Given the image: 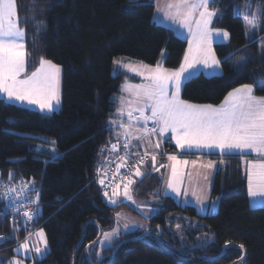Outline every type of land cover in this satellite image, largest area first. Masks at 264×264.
Here are the masks:
<instances>
[{"label":"trees","instance_id":"obj_1","mask_svg":"<svg viewBox=\"0 0 264 264\" xmlns=\"http://www.w3.org/2000/svg\"><path fill=\"white\" fill-rule=\"evenodd\" d=\"M260 4L262 14L257 36L246 39L243 16L233 6ZM19 26L24 30L25 69L34 71L40 60L61 67V105L50 115L28 110L0 99V178L31 181L38 193L39 208L33 226L42 229L47 253L33 264H106L113 248L122 240L142 232L123 234L110 246L85 247L98 234L113 227L117 210L130 211L120 203L110 206L94 180L100 150L112 140L109 120L116 110L115 95L124 82L138 80L126 73L112 74L118 57L154 66L164 52L162 66L176 70L187 42L153 21L154 0H16ZM216 13L213 27L228 33L226 43L214 44L221 74H197L181 89L182 100L193 104H220L238 87L249 85L255 96L264 97V0H211ZM246 51L244 56L241 53ZM240 57V59H239ZM43 138L54 141L57 157L36 153ZM172 153L175 149L164 144ZM145 174L132 191L146 202L158 177ZM246 176L241 160L225 158L215 170L210 198H219L216 213L199 215L190 205L181 206L169 196L159 195L156 213L147 220L151 232L166 249L149 238L123 244L110 264H264V208L248 203ZM173 215V216H171ZM177 215V216H175ZM0 232L8 226L0 221ZM217 261H207L220 255ZM237 246V247H236ZM14 256L1 253L2 264ZM184 258V260H179Z\"/></svg>","mask_w":264,"mask_h":264},{"label":"snow or ice","instance_id":"obj_2","mask_svg":"<svg viewBox=\"0 0 264 264\" xmlns=\"http://www.w3.org/2000/svg\"><path fill=\"white\" fill-rule=\"evenodd\" d=\"M210 2L211 0H193L189 4L188 0H177L175 5H168L170 9L176 8L174 18L181 16L182 8L186 9L180 23L192 34L188 52L178 70L169 71L160 64L148 69V75L145 77L148 83L134 86L136 102L143 104V107L134 109L140 115L133 117L130 110L128 116L130 120L153 121L158 126L160 135L170 131L176 146L182 150L195 147L218 149L221 153L240 154L249 151L256 153L261 159L248 162V191L252 196H256L257 193L264 194V97H255L252 87L244 85L230 92L219 107L191 104L180 99L182 78L189 69L195 68L197 64L210 67L219 63L212 55L210 47L212 34L209 24L216 14L208 10ZM201 8L203 10L195 20L193 30V14ZM223 35L227 37L228 33L225 32ZM24 36L25 32L19 26L16 0H0V93L6 94L9 99L39 104L41 109L51 110V101L55 99L57 103L59 102L57 96L59 68L50 61L41 60L36 71L21 78L26 63ZM170 86L176 89L171 94ZM125 87L131 89L133 86ZM145 109L150 110L151 114L145 115ZM144 131L155 134L157 127ZM115 147L113 145V148ZM168 159L175 162L172 165V175L175 178L176 164L180 161L174 155ZM152 160L155 162L154 156ZM136 175L140 176L142 173L137 169ZM132 183V180L128 181V184ZM168 187L176 190L171 182ZM124 195L129 200L132 199L127 185ZM38 235L43 239L42 231ZM22 247L27 248V245ZM36 251L39 253L40 249L37 248ZM14 264L19 262L16 261Z\"/></svg>","mask_w":264,"mask_h":264},{"label":"rangeland","instance_id":"obj_3","mask_svg":"<svg viewBox=\"0 0 264 264\" xmlns=\"http://www.w3.org/2000/svg\"><path fill=\"white\" fill-rule=\"evenodd\" d=\"M176 2L177 0H156L155 10L153 14V21L162 26H172L173 25V27H176L177 21L174 20L176 8L173 7L170 9L168 7L169 4L175 5ZM192 2L193 1L188 0V3L191 4ZM182 10H181V13L182 12L184 13L185 10L183 11ZM198 10L199 9H197L193 14L192 26H195V21H193V19L199 16ZM233 14L243 16V27H244L246 39H251L257 36L258 28H259V21H260V17L262 14V8L260 4L252 5L248 1H245L244 3H241V4H236L233 6ZM180 20H181V17H180ZM188 30L189 29L187 27H184L181 24L178 30L179 36L182 37L181 39L186 40L188 37H190L191 38L190 41L192 40V34L191 33L189 34ZM224 33L225 32L223 31L222 34ZM215 39L216 41H224L227 39V37L223 35V36H218ZM263 49H264V37L258 41V50H257L258 53H260V51ZM211 53L215 57L214 52L212 50H211ZM246 53L247 52L244 51L243 53H241V56H244V54ZM163 55H164V52L161 53V57L159 61L154 66H148L140 61L129 59L126 57H118L113 60V66H112V71H111L113 75H115L116 73H126L128 75L135 77L138 80L137 83L124 82L120 87V91H119L120 95L118 94V95H115L114 97V101L118 102V105H117V109L114 114L112 123H116L119 126L118 129L114 131L115 133L114 136L121 139L124 146L127 145L126 147L127 152L131 148H133L134 150L135 148L136 149L138 148L137 150H140L141 152L149 151L153 153H156L157 151L162 150L163 152L158 155L165 156V154H170V153L164 149V144L166 143L168 146H170V142L175 141L172 138V134L170 131L164 133L163 135H160L158 131V126L155 125L153 121L149 120L145 122L143 120H136V119L130 120L128 116V112L132 110L133 117H139L140 113L138 111H135L134 109L137 107H143V104L136 102V96L134 94L135 93L134 86L145 85L148 83V81L145 79V77L148 75V69L155 68L157 64H160L162 66ZM40 63H41V60L37 68L34 71H36L40 67ZM56 66L59 68L58 85H57V96H58L59 102L57 103L55 99L52 100L51 110L47 108L41 109L39 104H30L27 101L9 99L4 93H0V99H2L6 103L14 104L19 107H24V108H27L28 110H33L36 112L38 111L42 115H50L53 112L58 111L61 105V73H62V70L60 66L58 65ZM145 66H147V68ZM169 71H173V70H169ZM221 72L222 70H221L219 63L217 65H211L210 67H206L203 64H197L195 68L189 69L188 72L185 73L184 77L182 78V83H181L179 94H181L183 83L188 78H191L199 73H202L205 76H210V75L221 74ZM31 73H22L21 78H25L26 76L31 75ZM125 86H133V87L131 89H128ZM241 87H238V88H241ZM175 90L176 89L174 87L170 86V90H169L170 94L171 92ZM125 96H130L129 101H125ZM222 104L223 102L218 105H212V106L219 107ZM196 105H209V104H196ZM150 114H151L150 110L145 109V115H150ZM122 122H125V123L122 125ZM150 123H153V126L157 127V132L155 134H151L150 132L145 133L144 131V129H147L146 127L150 125ZM128 127L129 129H126ZM43 141L46 143L45 144L39 143L36 145V148H35L36 153L38 154L43 153L52 158L57 157L58 153L56 151L54 141L45 139V138H43ZM108 146H105L102 149L104 150L109 149V151L112 152L110 147L107 148ZM205 149L206 150L204 149L203 150L210 151L209 148H205ZM186 151L187 150L180 151L179 148H177V152L180 153L179 154L180 156L177 157V160L180 161V163L176 164L177 175L175 178H173V175H172V165L175 162L169 160L168 158L160 157L158 159H155V162H153L152 156L154 155L152 156L150 155L149 157L145 158L146 159L145 166L137 168L140 171V173H142V175L149 174L150 176H153L151 174H154L159 179L158 181L159 186L157 190L153 189V191L151 192V196L148 197L146 202L139 201L135 197L132 191L135 179H139L140 177H142V175L140 176L136 175L137 169H135L131 177L129 176L128 179L116 185L110 192H108L107 195L103 196L105 201L110 205H111L110 199H115V201L119 199L118 203H124L128 205L130 211H125V210L115 211V213L113 214V227L104 233L102 232V236L98 242V247L103 248V247L110 246L114 240L119 239L121 235L123 234H130L136 231H139L142 233L147 232V229H148L147 220L150 217H152L157 211V204L160 203V198L158 197L159 195L169 196L181 206L191 205L193 207H196L195 209L199 215H204L208 212L210 213L217 212L218 205H219V198L218 197L214 199L210 198V185L212 183L213 176L215 173V171L213 175L210 173L212 171L210 167H214V165L213 166L210 165L209 167H207L208 162H211L210 160L203 161V160L184 159L183 158L184 156H182V153H185ZM189 151H197V148L194 147L190 149ZM135 153L144 154V153H139L136 151ZM247 153L251 154L253 152H250V151L245 152V154ZM144 155H148V154H144ZM106 156H110L109 152L106 154L105 152L99 153V161H100L98 164L99 167L101 168L105 167L107 165V162L111 159ZM104 157H106V159ZM120 157H125L126 159H129L124 154L120 155L119 157L115 158L116 164H114L112 168L109 167L108 170L113 169V170L119 171V169L122 167V164L124 163L123 162L121 164V167L117 165ZM199 158H202V157L199 156ZM211 163L213 164V161ZM192 172L193 173L203 172L207 179L206 182H204L205 178L200 181V184H201L200 192L199 194H195V195H191L192 192L186 191L184 187L185 186L184 178L187 175H190ZM200 175H203V174H200ZM129 180H132L133 183L128 184ZM96 182L98 183V180H96ZM170 182L174 184V187L176 189L175 191L173 190V188L168 187V184ZM203 183L206 184V186L203 187L202 186ZM125 185L128 186V193L132 198L131 200H129L124 195ZM202 191L207 192V193L209 192V199H208L207 193L202 194ZM35 212H37V209L35 210ZM41 231L44 233L42 229H36V231L32 233L29 236V238L22 243L21 247H18L14 250V256H13L14 258L12 260V263L18 260H21L18 257L26 259V256L23 254V251H24L23 249H26V248L22 246L27 245V249H28L34 240L40 246L42 247L46 246L47 248V245L45 243L46 241L45 234H44L43 239H41V237L38 235ZM17 249L19 250V252H17ZM10 262L11 261H9V263ZM20 264H29V263L23 260V261H20Z\"/></svg>","mask_w":264,"mask_h":264},{"label":"built area","instance_id":"obj_4","mask_svg":"<svg viewBox=\"0 0 264 264\" xmlns=\"http://www.w3.org/2000/svg\"><path fill=\"white\" fill-rule=\"evenodd\" d=\"M146 128L151 130L154 126L150 124ZM104 152L105 150L102 149L100 153ZM124 155L129 159H126L119 171L108 170L116 164V160L109 161L103 168L97 167L94 179L98 180L103 196L129 176L131 177L135 169L145 166V158L150 156L137 154L133 148ZM33 185L31 181L25 179L3 180L0 178V221L8 226L7 233L0 232V264H2V251L12 249L14 254V250L38 229L33 226V222L35 210H38L40 202ZM25 213L29 215L26 216Z\"/></svg>","mask_w":264,"mask_h":264},{"label":"crops","instance_id":"obj_5","mask_svg":"<svg viewBox=\"0 0 264 264\" xmlns=\"http://www.w3.org/2000/svg\"><path fill=\"white\" fill-rule=\"evenodd\" d=\"M155 1L156 0H154V10H155ZM189 1H193V0H189ZM183 10L186 11V9H183ZM202 10L203 9L201 8V9L198 10V12H200ZM208 10L209 11H213V10H211L209 8H208ZM183 14L184 13L182 12L181 13V16H180L181 19L183 18ZM215 16H216V14L212 17V20H211V22L209 24V29H210L211 34H212L211 35V40H210V47H211V50L212 51H213L214 44L226 43L228 41V36H227V39L224 40V41H216L215 38H217L218 36H223V34H222L223 30H219V29H216V28L213 27V24L212 23H213V20H214ZM180 17H175L174 18V20L177 21L176 22V27H173V25L172 26H165V27L171 29L177 37L182 38V37L179 36V33H178L179 27L181 26V24H180ZM197 18H199V16L196 17V18H194L193 21H195ZM192 28L194 30L195 29V26H192ZM220 31H222V32H220ZM188 33L190 34L189 30H188ZM190 39L191 38L188 37L185 40L187 42V47L185 49V52H184V55H183V58H182V62L184 61L185 54L188 52ZM23 43H24V41H23ZM24 73H27L26 72V69H25ZM119 95H120V93H119ZM253 95H254V90H253ZM226 97H228V95L225 96V98ZM255 97L259 98V97H262V96H255ZM225 98L223 99L222 102L225 101ZM129 99H130V96H125V101H129ZM116 105H118V102H116ZM116 109H117V106H116ZM115 112H116V110H115ZM115 112H114V114H115ZM114 114L111 117V119L109 120V129L112 132V140L110 141L109 146L107 147V148L110 147V149L112 150V152H110L109 149L108 150H105V154L109 152V155L110 156H106V157L111 158L109 161H113V160H115V158H117L120 155H123V154H125V152H127V148L124 146V144L122 143L121 139H119V138H117V137L114 136V134H115L114 131L117 130L118 127H119L116 123H112L113 118H114ZM124 123L125 122H122V125ZM150 124H153V123H150ZM126 129H129V127L126 128ZM170 144L172 145V147L175 150L172 151V153H170V154H165V156H159L158 155V154H160V153L163 152L162 150L157 151L156 153H153V152H149V151L141 152L140 150H137L138 148L137 149L135 148V151L136 152H139V153L148 154V155H151V156L154 155L155 159H158L160 157L168 158L169 156H173V155L176 156V157H179L180 156L179 155L180 153L177 152V148L178 147L176 146L175 141L170 142ZM113 145H115L116 147L113 148ZM203 149L206 150L205 148H203ZM203 149L202 148H197V151H189V150H187L185 153H182V156H184L183 157L184 159H190V160H203V161L210 160L211 162L213 161V164L211 162H208V164H207V167H209L210 165L211 166L214 165V167H210L211 170H212L210 173L212 175H213L214 171L219 167V165H223L224 164L225 158H238L239 160H241V163H242V166H243V170H244L245 176H246V185H247L246 190H247V198H248L249 206L251 208H264V194L257 193L256 196L250 195L249 194V191H248V180H247V167H248V162L249 161H258L259 159H261V157H259L254 152L251 153V154L250 153H247V154H245V153L237 154L235 152H233V153H221L220 151H218V149H210V151H204ZM179 150L182 151V149H180V148H179ZM199 156H201L202 158H199ZM106 157H104V158L106 159ZM125 160H126L125 157H120L119 160H118L117 165H119L121 167V164L123 162H125ZM108 162H107V164H108ZM214 163H216V164H214ZM200 174H203V175H200ZM139 179H141V177ZM139 179H135L134 183L136 181H138ZM184 179H185L184 180L185 181V186L184 187H185L186 191H191L192 192L191 195L199 194L200 187H201L200 181L202 179H204V182H206V180H207L206 179V176H205V174L203 172H201V173H199V172L198 173H193L192 172L190 175H187ZM202 186L204 187V186H206V184L203 183ZM206 193L207 192L202 191V194H206ZM207 196H208V199H209V192L207 193ZM113 201H115V199H110V202H111V205L109 204L110 206H114V205L120 204V203H118L119 199H117V201H115V203H113ZM194 208H196V207H194ZM208 213H210V212H208ZM37 248L40 249V252L39 253L36 251ZM23 250H24L23 251V254L26 256V259L21 258V257H18L19 259H21V260H18L19 264H20V261H23V260H25L29 264H33V262L35 260H39L42 257H44L45 254H46V252H47L46 246H43V247L40 246L39 244L36 243L35 240L33 241V243L31 244V246L28 249L26 248V249H23ZM17 252H19L18 249H17ZM13 258L14 257H12L10 260H8L5 264H14V262L12 263ZM9 261H11V262L9 263Z\"/></svg>","mask_w":264,"mask_h":264},{"label":"water","instance_id":"obj_6","mask_svg":"<svg viewBox=\"0 0 264 264\" xmlns=\"http://www.w3.org/2000/svg\"><path fill=\"white\" fill-rule=\"evenodd\" d=\"M88 223H89V222H86V224H85V226H84V228H83L81 241L79 242V244H78V246H77V248H76V250H75V252H74L73 264H74V261H75L76 254H77V252H78V250H79V248H80V245L82 244L83 234H84V231H85V227H86V225H87ZM101 236H102V229H101L100 227H98V234H97L96 238H95L91 243L87 244V246L85 247V250H84V252H85V259H86L88 262H89L88 249H89L90 247L96 245V244L99 242ZM146 237L149 238V239H151L153 242H155L160 248L166 250V249L161 245V243L158 241V239H157V238H156L151 232H148V231H147V232L141 233V234H140L139 236H137V237H134V238H131V239H126V240H122V241H120V242H119V243L113 248V250H112V252H111V254H110V256H109V259H108V261H107L106 264H110V262H111V260H112V258H113V256H114V254H115V252H116L117 249L120 248L123 244H125V243H130V242L141 241V240H143V239L146 238ZM226 247H234V246H232V245H225V246L222 247L219 256H217L216 258H213V259H206V260H207V261H217V260H219L220 257L223 255V253H224V249H225ZM236 247H237V246H236ZM238 248L242 251L241 257H240L239 259H237V260L231 262L230 264H240V263L245 259L246 256H245V252H244V250L241 249L240 247H238ZM179 260H184V258H179ZM89 263H90V262H89ZM90 264H91V263H90Z\"/></svg>","mask_w":264,"mask_h":264}]
</instances>
